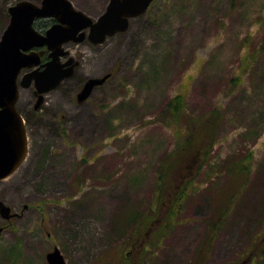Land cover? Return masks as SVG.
<instances>
[{"label":"rangeland","instance_id":"1","mask_svg":"<svg viewBox=\"0 0 264 264\" xmlns=\"http://www.w3.org/2000/svg\"><path fill=\"white\" fill-rule=\"evenodd\" d=\"M15 1L0 0V35ZM66 50L84 57L39 108L32 86L19 88L27 152L0 179V200L15 213L0 214V264H47L54 246L67 264H113L119 251L128 252L124 264H188L212 192L227 181V167L245 158L248 180L205 264H264V0H152L100 49ZM109 71L77 101L86 76ZM173 99L183 107L182 122L166 115ZM199 115L214 117L210 152L202 163L189 153L175 172L174 192L190 177L191 184L179 221L153 245L161 215L174 205L173 196L158 201L157 167L183 140L186 118ZM130 209L147 223L135 247L124 243L133 222L123 225L122 214Z\"/></svg>","mask_w":264,"mask_h":264},{"label":"water","instance_id":"2","mask_svg":"<svg viewBox=\"0 0 264 264\" xmlns=\"http://www.w3.org/2000/svg\"><path fill=\"white\" fill-rule=\"evenodd\" d=\"M152 0H111L106 11L92 20L75 9L69 0H18L7 8L9 18L0 35V179L11 174L24 160L27 152L25 120L16 108L19 87L33 83L37 98L34 109L44 101L43 94L55 88L63 79L73 75L77 61L69 56L64 64L59 60L68 54L63 44L83 38L81 30L90 27L94 43H100L108 35L124 31L128 19L141 15ZM39 17H53L56 22L40 33L33 27ZM45 46L51 59L38 69L40 53L34 48ZM68 65L66 68L62 66ZM22 69L25 72L18 82ZM110 72L88 77L76 93L77 101L85 100L92 89L103 84ZM0 214L9 218V205L0 200ZM2 227H0V234ZM47 264H67L57 246L45 254Z\"/></svg>","mask_w":264,"mask_h":264},{"label":"trees","instance_id":"3","mask_svg":"<svg viewBox=\"0 0 264 264\" xmlns=\"http://www.w3.org/2000/svg\"><path fill=\"white\" fill-rule=\"evenodd\" d=\"M166 113V115H170L175 122H182L184 119L183 107L178 102V99H173L166 104ZM213 118H207L206 116L199 115L197 118L193 119L188 116L186 118L188 123L184 120L186 122L187 129L182 135L183 140L175 143L174 148L164 155L162 161L157 167L156 188L159 192L158 201L161 200L164 202L170 199V196H173L169 202L174 205L170 206L168 212L165 213L166 216L164 220L163 215H161L163 226H161L160 230L157 231L156 235L153 234V237L155 238L153 245H155L161 237H165L172 230L174 222L177 223L179 221L180 215L178 213L183 209L187 188L191 184L192 177L188 178V181L184 182L180 188L174 192L172 188L175 184V182H173L176 174L175 172L178 171V169H182V167L186 164L185 161L189 153H191L192 156H195L193 157V161L199 160L202 163V161L205 160L206 156L210 152L209 138L213 136V132L211 131V121ZM205 127L207 128L205 131L206 134L203 133ZM206 142H208V144ZM205 145H207L206 150H204ZM200 149L204 154L200 153ZM244 160L239 159L234 162L233 165H229L226 169L228 176L227 181L212 192L213 205H211V215L209 218L204 219V235L199 241L188 264H205L208 259V252L217 237L219 229L226 221L234 206L236 197L242 191L246 181L248 180L251 161L246 158ZM191 164L192 162L186 168L187 170H189ZM197 169V173H199L202 170V165L198 166ZM122 215L123 225L131 226L133 222L131 232L125 234L126 237L124 239V243H129V246L133 243L132 246L135 247L136 235L147 223H144L142 215L140 217H136L137 214L131 209L126 210ZM123 230L125 232L126 229ZM262 233H264V231ZM127 254V251L126 253L123 251L117 252V260L114 261L113 264H124V260L128 257ZM260 255L264 256V247L260 249ZM144 260L139 261L137 264H146L147 262L144 263Z\"/></svg>","mask_w":264,"mask_h":264},{"label":"flooded vegetation","instance_id":"4","mask_svg":"<svg viewBox=\"0 0 264 264\" xmlns=\"http://www.w3.org/2000/svg\"><path fill=\"white\" fill-rule=\"evenodd\" d=\"M40 1L41 0H39V3H40ZM71 1V0H70ZM87 2V4L89 5V8H90V10L91 11H89V10H87V9H85V8H83V7H80V8H78V7H76V6H74V4H73V6L76 8V9H79V10H81V11H83L85 14H87L88 16H90V17H92V20L94 21V20H97L105 11H106V9H107V7H108V5H109V3H110V1L111 0H81V2ZM72 2V1H71ZM149 6V5H148ZM148 8V7H147ZM147 10V9H146ZM146 12V11H145ZM144 12V13H145ZM143 13V14H144ZM143 14H141V15H139V16H136V17H133V18H129L128 19V22H129V24H130V20L131 19H134V18H138V17H140V16H142ZM56 22V19L55 18H53V17H39V18H36L35 20H34V22H33V26H34V28L36 29V30H38V31H40L41 33H43L44 31H45V29H47L48 27H50L52 24H54ZM81 32H83V38L80 40V41H78V42H73L72 40H70V41H68V42H66V43H64V48L65 49H69V48H71L72 46L74 47H77V49L78 50H80V51H82L83 49H85V48H96V49H100L101 48V46L102 45H104V44H107V43H110L111 42V39H113L115 36H116V34L117 33H119V32H116V33H114V34H112V35H108V36H106L105 38H104V40L101 42V43H94L93 42V40H92V35H90V27H88V26H86V27H84L82 30H81ZM36 50L40 53V63H39V65H38V69L39 70H42L45 66L43 65L44 63H46L47 61H49L50 59H51V57L49 56V50H47L46 49V47L45 46H41V47H37L36 48ZM72 55V51H70L69 50V53L67 54V55H65V56H62L61 58H60V60H59V62H60V64H64V62L65 61H67V59H68V57L69 56H71ZM72 57H74V59L76 60V61H78V64L76 65V66H79V64H80V60H81V58H83L84 57V55L83 54H81L80 56H79V58H77V57H75V56H73L72 55ZM79 59V60H78ZM68 65H65V66H62V68H66ZM75 66V70H76V67ZM26 70H23L22 71V73L20 74V77H21V75L25 72ZM75 72V71H74ZM110 72V71H109ZM111 73V72H110ZM73 74H75V73H73ZM20 77H18V81H19V79H21ZM88 77H90V76H86L85 78H84V80H83V82H82V84H81V86L79 87V89L82 87V85H83V83L86 81V79L88 78ZM69 78L70 77H68V78H65V79H63V80H69ZM62 80V81H63ZM61 81V82H62ZM60 82V83H61ZM59 83V84H60ZM58 84V85H59ZM57 85V86H58ZM31 95H32V99L34 100V99H36L37 98V93L35 92V87H34V85H33V83H31ZM96 87H94L93 89H92V91L95 89ZM78 89V90H79ZM33 102V106H34V101H32ZM17 104V103H16ZM17 106V105H16ZM35 111V110H34ZM5 226L6 225H2V226H0V227H3V229L5 228Z\"/></svg>","mask_w":264,"mask_h":264}]
</instances>
